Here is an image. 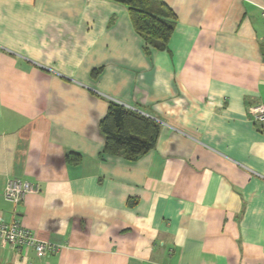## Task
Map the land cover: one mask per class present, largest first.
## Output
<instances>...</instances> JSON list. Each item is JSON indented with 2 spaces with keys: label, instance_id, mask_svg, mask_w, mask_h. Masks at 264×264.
I'll use <instances>...</instances> for the list:
<instances>
[{
  "label": "crops",
  "instance_id": "obj_1",
  "mask_svg": "<svg viewBox=\"0 0 264 264\" xmlns=\"http://www.w3.org/2000/svg\"><path fill=\"white\" fill-rule=\"evenodd\" d=\"M163 1L146 53L121 3L0 0V219L59 246L0 264H264V0ZM108 100L160 123L152 149L103 153Z\"/></svg>",
  "mask_w": 264,
  "mask_h": 264
},
{
  "label": "trees",
  "instance_id": "obj_2",
  "mask_svg": "<svg viewBox=\"0 0 264 264\" xmlns=\"http://www.w3.org/2000/svg\"><path fill=\"white\" fill-rule=\"evenodd\" d=\"M123 4L129 14L134 30L144 40L143 50L165 49L176 24V16L163 0H112ZM99 69L93 70L95 75ZM99 129L104 136L103 153L121 155L135 160L152 149L159 135L160 123L138 110L108 100L106 113L99 120ZM68 160H78L73 153Z\"/></svg>",
  "mask_w": 264,
  "mask_h": 264
},
{
  "label": "built area",
  "instance_id": "obj_3",
  "mask_svg": "<svg viewBox=\"0 0 264 264\" xmlns=\"http://www.w3.org/2000/svg\"><path fill=\"white\" fill-rule=\"evenodd\" d=\"M251 119L258 122L264 131V103H257L250 108ZM37 190V186L28 180L12 177L6 180L3 197L6 201L18 205L25 195ZM0 243L8 244L20 250L32 249L37 256H48L59 250L58 244L41 239L23 226L14 215L8 222L0 219Z\"/></svg>",
  "mask_w": 264,
  "mask_h": 264
}]
</instances>
